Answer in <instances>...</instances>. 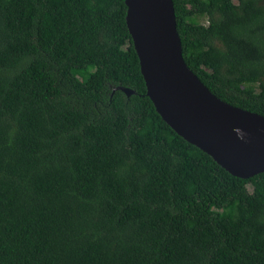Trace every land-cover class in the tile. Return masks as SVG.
Wrapping results in <instances>:
<instances>
[{"label": "trees", "instance_id": "obj_1", "mask_svg": "<svg viewBox=\"0 0 264 264\" xmlns=\"http://www.w3.org/2000/svg\"><path fill=\"white\" fill-rule=\"evenodd\" d=\"M173 5L187 65L264 115V0ZM125 16L0 0V264H264V171L231 173L162 118Z\"/></svg>", "mask_w": 264, "mask_h": 264}, {"label": "water", "instance_id": "obj_2", "mask_svg": "<svg viewBox=\"0 0 264 264\" xmlns=\"http://www.w3.org/2000/svg\"><path fill=\"white\" fill-rule=\"evenodd\" d=\"M125 4L146 93L162 118L231 173L247 177L264 171V115L218 97L187 65L173 0Z\"/></svg>", "mask_w": 264, "mask_h": 264}]
</instances>
